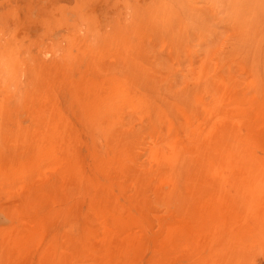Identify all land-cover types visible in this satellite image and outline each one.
<instances>
[{"label":"rangeland","instance_id":"374dc122","mask_svg":"<svg viewBox=\"0 0 264 264\" xmlns=\"http://www.w3.org/2000/svg\"><path fill=\"white\" fill-rule=\"evenodd\" d=\"M0 264H264V0H0Z\"/></svg>","mask_w":264,"mask_h":264}]
</instances>
